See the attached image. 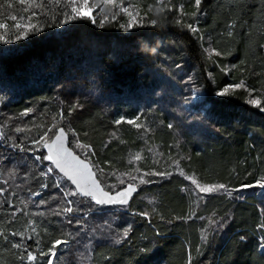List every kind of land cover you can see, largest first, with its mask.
<instances>
[{
    "label": "trees",
    "instance_id": "obj_1",
    "mask_svg": "<svg viewBox=\"0 0 264 264\" xmlns=\"http://www.w3.org/2000/svg\"><path fill=\"white\" fill-rule=\"evenodd\" d=\"M61 125L128 203L55 169ZM263 244L264 0H0V264H264Z\"/></svg>",
    "mask_w": 264,
    "mask_h": 264
},
{
    "label": "water",
    "instance_id": "obj_2",
    "mask_svg": "<svg viewBox=\"0 0 264 264\" xmlns=\"http://www.w3.org/2000/svg\"><path fill=\"white\" fill-rule=\"evenodd\" d=\"M46 149L55 169L61 173L83 196H90L101 204L122 205L129 202L137 184H128L117 191L107 190L87 158L78 153L70 144V135L64 126L46 143Z\"/></svg>",
    "mask_w": 264,
    "mask_h": 264
},
{
    "label": "rangeland",
    "instance_id": "obj_3",
    "mask_svg": "<svg viewBox=\"0 0 264 264\" xmlns=\"http://www.w3.org/2000/svg\"><path fill=\"white\" fill-rule=\"evenodd\" d=\"M96 7H97V4L84 5L83 8H82V12L87 14V15H92L93 12L96 10ZM198 188L200 190H203V191H210V190H213V189H218L219 187L207 185V186H198Z\"/></svg>",
    "mask_w": 264,
    "mask_h": 264
},
{
    "label": "built area",
    "instance_id": "obj_4",
    "mask_svg": "<svg viewBox=\"0 0 264 264\" xmlns=\"http://www.w3.org/2000/svg\"><path fill=\"white\" fill-rule=\"evenodd\" d=\"M263 239V238H262ZM264 247V244L262 245Z\"/></svg>",
    "mask_w": 264,
    "mask_h": 264
},
{
    "label": "bare ground",
    "instance_id": "obj_5",
    "mask_svg": "<svg viewBox=\"0 0 264 264\" xmlns=\"http://www.w3.org/2000/svg\"><path fill=\"white\" fill-rule=\"evenodd\" d=\"M96 171V170H95Z\"/></svg>",
    "mask_w": 264,
    "mask_h": 264
}]
</instances>
